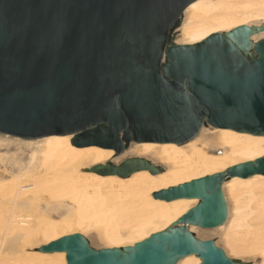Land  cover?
I'll return each instance as SVG.
<instances>
[{
  "label": "water",
  "instance_id": "water-1",
  "mask_svg": "<svg viewBox=\"0 0 264 264\" xmlns=\"http://www.w3.org/2000/svg\"><path fill=\"white\" fill-rule=\"evenodd\" d=\"M195 1L0 0V134L73 135L77 147L97 146L117 155L133 143L186 144L203 126L264 136V39H251L264 29L244 26L178 44L184 11ZM213 58L233 72L230 88L213 89L207 100L198 96L200 105L191 111L164 94L165 84L176 87V60ZM128 80L138 87H129ZM250 80L256 94L248 103ZM141 170L158 173L139 158L92 168L123 178ZM256 174L264 175V157L154 194L200 202L172 228L133 247L95 250L75 234L41 251L66 252L68 264H177L193 254L202 264H240L212 239L196 238L189 226L222 225L224 182Z\"/></svg>",
  "mask_w": 264,
  "mask_h": 264
},
{
  "label": "bare ground",
  "instance_id": "bare-ground-1",
  "mask_svg": "<svg viewBox=\"0 0 264 264\" xmlns=\"http://www.w3.org/2000/svg\"><path fill=\"white\" fill-rule=\"evenodd\" d=\"M264 29V0H197L184 11L178 44L191 45L240 27ZM252 41L264 39V30ZM0 137V264H68L66 252L43 246L79 234L92 249L133 247L164 232L199 204L154 194L224 173L264 157V136L203 126L183 145L133 143L121 155L97 146L77 147L73 135ZM139 158L158 170L125 178L92 168ZM225 222L214 229L189 226L212 239L240 264H264V175L223 184ZM177 264H202L193 254Z\"/></svg>",
  "mask_w": 264,
  "mask_h": 264
},
{
  "label": "snow or ice",
  "instance_id": "snow-or-ice-1",
  "mask_svg": "<svg viewBox=\"0 0 264 264\" xmlns=\"http://www.w3.org/2000/svg\"><path fill=\"white\" fill-rule=\"evenodd\" d=\"M62 26L57 27L58 35ZM178 75L176 87L165 84L164 94L183 101L185 111H191L200 105V98L209 99L213 89L226 90L233 84L235 77L231 69L223 62L213 59H180L174 62ZM199 82V83H197ZM129 87L137 88L138 85L131 80L126 81ZM256 94L253 82L249 81V92L246 102L251 103ZM260 94L264 96V83L260 86Z\"/></svg>",
  "mask_w": 264,
  "mask_h": 264
},
{
  "label": "rangeland",
  "instance_id": "rangeland-1",
  "mask_svg": "<svg viewBox=\"0 0 264 264\" xmlns=\"http://www.w3.org/2000/svg\"><path fill=\"white\" fill-rule=\"evenodd\" d=\"M178 36H179V35H176V38H175V42H176V43H178V40H177V37H178ZM0 137H5V136L2 135V134H0ZM130 146H131V145H130ZM130 146H129V147H130Z\"/></svg>",
  "mask_w": 264,
  "mask_h": 264
}]
</instances>
